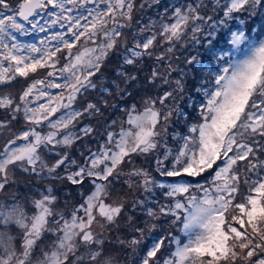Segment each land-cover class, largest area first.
I'll use <instances>...</instances> for the list:
<instances>
[{
  "label": "snow or ice",
  "instance_id": "obj_1",
  "mask_svg": "<svg viewBox=\"0 0 264 264\" xmlns=\"http://www.w3.org/2000/svg\"><path fill=\"white\" fill-rule=\"evenodd\" d=\"M160 5L0 0V131L11 136L0 149V264H122L108 247L121 221L131 238L117 236L116 244L131 250L133 264H264V21L259 30L247 23L264 15V0L177 2L155 18H138ZM32 33L43 35L18 38ZM220 40L227 50L217 48ZM200 48L211 54L208 64L216 61L212 68ZM121 49V83L137 80L125 66L150 60L147 81H159L162 94L142 98V108L134 100L121 108L125 118L102 125L96 147L77 160L74 147L98 134L83 121L120 107L109 104L114 95L132 96L115 81V94L96 82ZM181 49L190 53H181L183 67L176 64ZM189 78L197 95L181 107ZM21 80L24 86L10 90ZM89 92L103 95L94 101ZM181 121L185 131L169 133ZM141 157H152L159 176L175 182L137 167ZM17 171L41 188L19 191ZM45 180L92 187L63 211ZM165 224L179 225L185 239L163 231Z\"/></svg>",
  "mask_w": 264,
  "mask_h": 264
},
{
  "label": "trees",
  "instance_id": "obj_2",
  "mask_svg": "<svg viewBox=\"0 0 264 264\" xmlns=\"http://www.w3.org/2000/svg\"><path fill=\"white\" fill-rule=\"evenodd\" d=\"M186 1H188V0H186ZM189 1H191V0H189ZM142 2H143V0H137V4L142 3ZM205 2H207V0H205ZM164 5H167L166 0H164V2H161L160 8L162 9ZM151 14L156 16L157 13L153 11V12H151ZM261 21H264V15L258 14L254 19L247 20V23L252 28L259 30ZM197 47H199V46H197ZM217 48L218 49L223 48L224 50H227V47H226L225 42L223 40H220L217 42ZM182 50L183 49H181L180 51H178L176 53V56L179 58L176 60V63L178 65H180L181 67H183V64H182L183 56L181 55V53H183V55L190 54L189 52L182 51ZM199 50L201 53L202 61L205 64H208V61L211 59V54L208 53L207 51H205V48H200ZM193 53H195L194 49L191 50V54H193ZM122 54H117V55L112 54L109 56L108 60L105 62L104 68L102 69V73L107 77L108 80H106V81L99 80V83H104L105 85L110 86L111 90L114 94L117 93V90L114 86H112V81L117 82V84H119V85L123 84V87L131 88V90L130 91L128 90V91L130 93H132V96L131 97H124V101H127V103H125L124 101H121L119 99L118 95H114L109 100V104L110 105L118 104L120 107L114 109L110 106L103 111L102 116L97 117V118L86 119V120L94 119L93 123L97 124V126H99V127H101L102 125H104L105 123H107L108 121H110L111 119H114L116 117H118L119 119L120 118L124 119L125 113L123 111H121V108H126L130 104L131 101L133 102V100H134L135 102H137L138 107H140V101L142 100V98L148 97V96H157V95L162 94V91H155L154 89L153 90L148 89L146 86L144 87V84L153 85V84H149L147 81V77L150 75V70H151V67L153 66V63L150 60H146L143 63L138 64L137 66H125L124 67L125 69H128V71L130 70L129 74H132V72L135 73V75L137 76V80L136 81H130L127 85L124 83H121V78L118 77L116 73H117V70L119 68H121V65H122V60H121ZM214 64H216V61L212 60V63L208 64L209 68H212V65H214ZM138 69H142V70L138 71ZM41 75H43V73ZM172 76L178 77L177 73H173ZM24 85H25V82L23 80H21V82L19 84H16L14 86L15 91L19 90ZM195 87H198V84H195L194 80L189 78L188 82L186 84V91L184 94V99L183 100L179 99L181 107L185 106V101L188 100L189 96H196L197 95V93H195V91H194ZM101 95H103V94L100 92H89L86 94V97L88 99H92L95 101ZM105 98H107V96H105ZM81 99L83 100L84 98H81ZM168 103H171V101H169ZM185 110L187 112H189L190 118L195 116V113L193 112V110L191 108H185ZM0 118H2V113H0ZM183 123H184V121H181V126H179V127H170L169 133H172L174 131L184 132L185 129L182 127ZM17 124H20V123H17ZM169 145L172 147H175V144L171 140H169ZM76 146H78V145H76ZM0 149H2V148H0ZM82 159H83V157L81 158V160ZM152 174L157 179L162 180L165 183L175 182L171 178L160 177L159 174L155 171V167H152ZM200 182L203 183V181H200ZM52 184H54V183H52ZM91 187H92L91 184L88 183L82 194L86 195L89 192V190L91 189ZM82 194L81 193L77 194L74 196V198L62 196V198H60L61 200H60V203L58 204V207L61 210L63 209V211H69L73 206L82 202V199H83ZM159 195H160V193H157V196H159ZM65 202L67 203V208H64ZM128 213L133 214L131 211H129ZM128 213H126V214H128ZM172 229H174L173 230V232H174L175 227L171 228V227H169L168 224H165V225H163L162 230L167 232V231H171ZM160 230L161 229H157V231H160ZM147 235L148 234L146 233V236ZM116 237H117L116 233L114 231H112V235L109 238L110 243L108 244V247L111 249L112 252L119 254V257L123 263L126 261L127 262L126 264H133L134 257H133V255L128 254V250H130V249L126 250V249L122 248L121 246H119L118 244H116ZM130 237H131V234H128L127 239H130ZM145 243L150 244L151 238L149 237L145 241Z\"/></svg>",
  "mask_w": 264,
  "mask_h": 264
},
{
  "label": "rangeland",
  "instance_id": "obj_3",
  "mask_svg": "<svg viewBox=\"0 0 264 264\" xmlns=\"http://www.w3.org/2000/svg\"><path fill=\"white\" fill-rule=\"evenodd\" d=\"M166 1H167V5H171V4H174V3H177V2L178 3H182V4H186V3H190L191 2L189 0L188 1H186V0H166ZM161 2H164V0H161ZM11 3L14 5L16 3V0H11ZM162 9L160 7L157 8L155 6H153V7H145V9L143 10V12H141V13L138 14V18L140 16H143L145 20H147L148 18H155L156 16L155 15H152L151 12L154 11V12L158 13V12H161ZM40 35H43V34L32 33L29 36H20L18 38L21 39V40L27 41V42H33L34 40L38 39ZM182 51H184V49ZM122 53H123V50L121 49L117 53H115V55L122 54ZM193 54H195V53H193ZM123 70H125L127 72L130 71V70L128 71V69H125V68H123ZM132 74H135V73L132 72ZM101 75L103 77V80L102 81L108 80L107 77L103 73ZM171 78L174 80V79H176L178 77L172 76ZM96 82L99 84V80H97ZM145 86L148 89H152V90L154 89L155 91H162V87L159 86V81H157V84L156 85H146V84H144V87ZM120 88L123 89L125 87H123V84H121L120 85ZM127 89L129 91L131 90V88H128V87H127ZM10 90L15 91L14 87L12 89H10ZM167 90H171V89H167ZM152 97H155V96H152ZM178 101H179V97H178ZM179 103H180V101H179ZM140 107L141 108L143 107V105L141 103H140ZM114 119L119 121L121 118L119 119L118 117H116ZM93 120L94 119L85 120L83 122L84 123H92L94 127H97L98 134H97V136H96L95 139H93L91 141H89V140L86 139L82 144L81 143H78L77 144L78 146H75L74 147V149L71 151V155L74 158H76L77 160H81L82 156L80 155V153L81 152H86V149L88 147H92V148H95L96 147V141L100 139L99 133H102L104 131V128L102 126L99 127V126H97V124H94L93 123ZM21 128H22V123L21 122H20V124H17L16 123L13 126V132L18 133L21 130ZM46 130L47 129H45V131ZM0 132H1L0 133V148H2L3 144L6 143L7 139H10L11 136L7 134V130L0 131ZM170 147H172V146H170ZM45 159L51 160L52 157L51 156H48V155H45ZM136 166L137 167L146 168V169H148L152 173V167H155L154 159L152 157H149L147 160H145L143 157L138 158L136 160ZM16 178L20 182L19 191L28 192V194L31 195L32 193L30 191H28V185L29 184L34 185L37 189H40L41 188L40 182L36 178H34V177H28L26 175L21 174L19 171H17L16 172ZM52 183H54L53 186L57 190L56 191V194L59 197V201L61 200L60 198H62V196L74 198L75 195L80 194V193L82 194L84 192L85 187L88 184L86 182L81 187V186L71 185L67 181H55V182H53L51 180H45L44 181V185H48V184H52ZM14 190H16V189H9V193H11ZM132 192H133V194H135V190H132ZM4 195L5 194L0 193V199H3L4 198ZM133 198H134V195H129V197H128L129 201H131ZM128 214H130V213H128ZM120 224H121V227L119 229H113L112 231H114L116 233V236H119L121 239H127L128 234H131V233H130L129 230L125 229V227H124V221H121ZM178 227H179V225H178ZM178 230H179V228H178ZM171 231L173 232V230H171ZM177 233L179 234L178 236H182V233H180V232H177ZM171 250H174V249H170V251ZM128 254L129 255L130 254L132 255L131 250H128ZM126 263H127L126 261L124 263L122 262V264H126Z\"/></svg>",
  "mask_w": 264,
  "mask_h": 264
}]
</instances>
